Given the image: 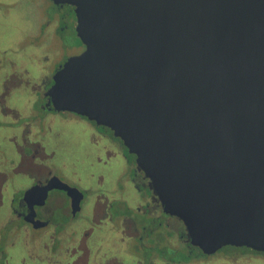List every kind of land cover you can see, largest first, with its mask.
<instances>
[{"label":"water","instance_id":"95a60500","mask_svg":"<svg viewBox=\"0 0 264 264\" xmlns=\"http://www.w3.org/2000/svg\"><path fill=\"white\" fill-rule=\"evenodd\" d=\"M83 51L45 97L112 132L205 254L264 253V0H49Z\"/></svg>","mask_w":264,"mask_h":264},{"label":"flooded vegetation","instance_id":"af4514ba","mask_svg":"<svg viewBox=\"0 0 264 264\" xmlns=\"http://www.w3.org/2000/svg\"><path fill=\"white\" fill-rule=\"evenodd\" d=\"M67 7L61 28H69L81 53ZM55 24H43L46 34L32 46L34 61L45 59L35 54ZM20 53L0 51V264H264V253L244 247L205 254L192 246L109 129L48 103L52 76L69 56L52 72L38 65L33 73L19 62ZM16 95L24 102L9 101ZM37 98L41 116L31 110ZM75 123L72 134L82 137V152L60 156L51 135L72 131Z\"/></svg>","mask_w":264,"mask_h":264},{"label":"rangeland","instance_id":"374dc122","mask_svg":"<svg viewBox=\"0 0 264 264\" xmlns=\"http://www.w3.org/2000/svg\"><path fill=\"white\" fill-rule=\"evenodd\" d=\"M0 3V51L7 47L10 51L19 50L21 53L17 58L19 62L24 63L28 72H38V65L45 71L52 72L55 66L60 64L66 56L78 55L79 48H77L78 44L74 35L69 28H61L64 26L63 17L70 13V9L66 5L58 8L49 0H0ZM52 19L57 24H55L51 36L44 39L42 52L35 54L43 55L45 59L42 62L34 61L33 56H30L34 55L31 53L34 52L33 43L42 40L46 34L45 30H47L43 24ZM39 29H42L40 34H38ZM42 91L41 89L37 92L41 95ZM36 93L28 95L34 97L37 95ZM22 97L12 96L9 101L21 104L24 102ZM34 103L35 105H32L31 108L32 112L35 113L34 116H41L42 110L39 105L42 104V99L37 98ZM74 126H78V123L73 124L72 131L69 130L64 134L55 131V134L51 135V144L60 156L64 157L66 154L76 156L82 152L80 146L82 137L79 134H72L75 133ZM2 146L4 144L0 142V147Z\"/></svg>","mask_w":264,"mask_h":264}]
</instances>
